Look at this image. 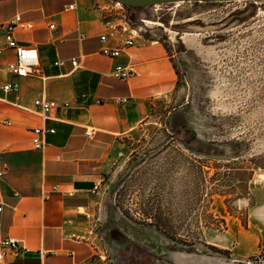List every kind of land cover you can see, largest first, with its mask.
Here are the masks:
<instances>
[{"label":"rangeland","instance_id":"obj_1","mask_svg":"<svg viewBox=\"0 0 264 264\" xmlns=\"http://www.w3.org/2000/svg\"><path fill=\"white\" fill-rule=\"evenodd\" d=\"M109 2L178 83L107 156L96 264H264V0Z\"/></svg>","mask_w":264,"mask_h":264},{"label":"crops","instance_id":"obj_2","mask_svg":"<svg viewBox=\"0 0 264 264\" xmlns=\"http://www.w3.org/2000/svg\"><path fill=\"white\" fill-rule=\"evenodd\" d=\"M112 8L109 0H0V23L15 15L33 23L14 35L19 46L37 48L44 74L7 73L15 55L0 27V228L19 240V251L2 246L0 264H96L98 234L88 217L107 156L119 137L149 118L156 99L177 86L173 55L159 40L137 35L117 58L100 52ZM106 43L117 41L109 36ZM55 58L66 64L52 65ZM117 62L132 64L135 74L113 77ZM11 80L18 90L4 91ZM38 97L58 105L43 117L34 105ZM35 127L53 129L39 149L32 142Z\"/></svg>","mask_w":264,"mask_h":264},{"label":"built area","instance_id":"obj_3","mask_svg":"<svg viewBox=\"0 0 264 264\" xmlns=\"http://www.w3.org/2000/svg\"><path fill=\"white\" fill-rule=\"evenodd\" d=\"M121 5L120 2H116ZM69 8H73V4L69 5ZM108 19L109 26L107 31L100 36L102 42L100 52L110 58H117L120 56L124 48L131 46L134 43L135 31L127 20H124L123 23L116 24L114 14L112 11H109L105 16ZM114 21V22H112ZM0 27L3 29L5 45L13 50L14 60L9 61L5 64L4 69L7 73L15 78L21 77H43L42 66L39 61V55L37 48L22 47L19 46L15 39V29L17 27L31 30L33 28V23L22 21L19 15H15L10 19L1 22ZM123 33H128V36H123ZM114 38L117 41V44L109 46L106 42L108 37ZM2 49L0 48V54ZM79 58L74 57L71 60V65L75 67L79 63ZM66 64V60L62 58H55L52 61V65L60 67ZM110 74L121 80H126L135 74V68L132 64L120 63L117 62L113 65ZM19 88V83L16 80L7 81L3 84L2 89L4 91L16 92ZM124 100H126L124 98ZM34 105L41 111L42 116L46 117L58 103L54 100L47 99L45 97H38L34 100ZM68 103L64 102L63 106H67ZM9 123V121H7ZM47 132H53V129H46L43 127L33 128V138L32 142L35 148H42L45 144L44 136ZM86 135H90V131H86ZM5 166V164H3ZM3 175V171L0 169V177ZM2 210V205L0 204V212ZM2 246H8L12 249L19 251V240L15 237L2 235L0 228V262L4 258V251Z\"/></svg>","mask_w":264,"mask_h":264},{"label":"water","instance_id":"obj_4","mask_svg":"<svg viewBox=\"0 0 264 264\" xmlns=\"http://www.w3.org/2000/svg\"><path fill=\"white\" fill-rule=\"evenodd\" d=\"M121 4L129 7H144L157 4L181 2V1H199V2H216V1H233V0H117Z\"/></svg>","mask_w":264,"mask_h":264}]
</instances>
